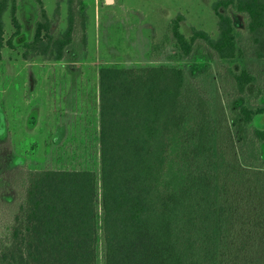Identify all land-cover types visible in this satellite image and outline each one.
Masks as SVG:
<instances>
[{
    "label": "trees",
    "instance_id": "obj_1",
    "mask_svg": "<svg viewBox=\"0 0 264 264\" xmlns=\"http://www.w3.org/2000/svg\"><path fill=\"white\" fill-rule=\"evenodd\" d=\"M35 2L39 15L28 40L18 0H0V59L8 10L24 59L61 62L78 34L86 46L84 0H67L68 26L58 36L42 1ZM212 9L216 38L193 27L187 38L182 15L170 30L183 59L202 45L209 61L243 66L226 69L247 131L239 168L219 150L215 99L185 68L102 67L99 177L87 170H28L23 203L10 233L0 237V264H99L100 240L103 264H264V187L244 182L264 163V89L248 94L258 80L245 67L249 60L264 62V0H218ZM9 141L0 100V184L26 164Z\"/></svg>",
    "mask_w": 264,
    "mask_h": 264
},
{
    "label": "rangeland",
    "instance_id": "obj_2",
    "mask_svg": "<svg viewBox=\"0 0 264 264\" xmlns=\"http://www.w3.org/2000/svg\"><path fill=\"white\" fill-rule=\"evenodd\" d=\"M52 20L50 32L58 36L68 26L67 0H41ZM218 0H84L86 3L87 43L81 35L61 62L31 55L24 59L25 48L16 44L10 10L3 16L4 40L0 59V100L3 103L10 137V147L26 164L11 171L9 181L0 184V237L8 235L14 215L26 193L28 170H87L99 177V70L102 67H182L201 87L205 96L217 106L219 150L231 167L241 164V148L247 131L235 100L226 69L240 71L237 63L208 60L207 51L198 46L194 57L183 59L171 34L172 21L184 16L180 31L189 38L191 28L218 36L217 17L212 6ZM18 15L28 40L33 38L39 7L35 0H18ZM9 41L13 45H9ZM258 80L248 94L264 89V62L249 60L245 64ZM260 99L252 100L258 106ZM36 123V124H35ZM35 124V125H34ZM34 125V126H33ZM240 168H243L240 166ZM261 169L251 170L245 185H260ZM239 188V184H237ZM98 202L100 185L98 184ZM7 196L12 197L11 200ZM99 204V203H98ZM100 213V207H98ZM101 237V231L99 232ZM104 247L98 246L99 264H103Z\"/></svg>",
    "mask_w": 264,
    "mask_h": 264
},
{
    "label": "crops",
    "instance_id": "obj_3",
    "mask_svg": "<svg viewBox=\"0 0 264 264\" xmlns=\"http://www.w3.org/2000/svg\"><path fill=\"white\" fill-rule=\"evenodd\" d=\"M116 2V0H113V3Z\"/></svg>",
    "mask_w": 264,
    "mask_h": 264
},
{
    "label": "water",
    "instance_id": "obj_4",
    "mask_svg": "<svg viewBox=\"0 0 264 264\" xmlns=\"http://www.w3.org/2000/svg\"><path fill=\"white\" fill-rule=\"evenodd\" d=\"M110 2H113V0H110Z\"/></svg>",
    "mask_w": 264,
    "mask_h": 264
},
{
    "label": "flooded vegetation",
    "instance_id": "obj_5",
    "mask_svg": "<svg viewBox=\"0 0 264 264\" xmlns=\"http://www.w3.org/2000/svg\"><path fill=\"white\" fill-rule=\"evenodd\" d=\"M35 124H36V123H35ZM35 124H34V125H35ZM34 125H33V126H34Z\"/></svg>",
    "mask_w": 264,
    "mask_h": 264
}]
</instances>
